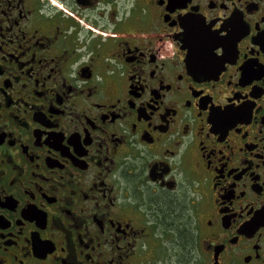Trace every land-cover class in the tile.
<instances>
[{
  "label": "flooded vegetation",
  "instance_id": "flooded-vegetation-1",
  "mask_svg": "<svg viewBox=\"0 0 264 264\" xmlns=\"http://www.w3.org/2000/svg\"><path fill=\"white\" fill-rule=\"evenodd\" d=\"M0 264H264V0H0Z\"/></svg>",
  "mask_w": 264,
  "mask_h": 264
}]
</instances>
